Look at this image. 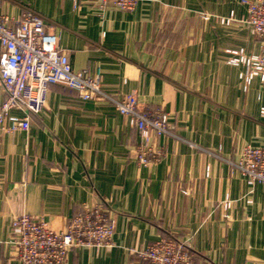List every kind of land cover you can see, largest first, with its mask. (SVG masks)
<instances>
[{"label": "crops", "instance_id": "obj_1", "mask_svg": "<svg viewBox=\"0 0 264 264\" xmlns=\"http://www.w3.org/2000/svg\"><path fill=\"white\" fill-rule=\"evenodd\" d=\"M241 1L139 0L127 12L78 0H0L7 17L25 8L40 15L73 71L98 73L106 94L160 109L173 127L151 139L161 158L141 166L140 138L112 103L50 85L28 130L0 135V264H20L6 245L12 217L26 213L60 232L98 205L112 219V246L71 250L65 264H141L131 251L161 237L186 243L194 264H264V184L234 166L245 146L264 148V86L254 80L243 90L241 69L225 62L228 49H261L238 22ZM230 12L235 21L221 25ZM3 98L0 88V105ZM224 199L229 211L219 206Z\"/></svg>", "mask_w": 264, "mask_h": 264}, {"label": "built area", "instance_id": "obj_2", "mask_svg": "<svg viewBox=\"0 0 264 264\" xmlns=\"http://www.w3.org/2000/svg\"><path fill=\"white\" fill-rule=\"evenodd\" d=\"M99 10L132 11L139 0H78ZM243 16L238 21L261 42L258 54H247L244 49L225 51L226 64L241 69L238 77L243 90L254 80L264 86V0H242ZM230 26L234 13L217 19ZM50 85H61L74 91L82 101L103 100L129 119L140 142L135 147V159L141 166L157 162L162 153L150 146L152 137L173 133L168 114L160 109L139 108L130 95L113 97L106 94L98 78L86 70L73 71L65 52L58 47L57 37L47 30L44 19L25 8L18 18L0 14V88L4 98L0 105V135L27 131L29 116L39 115L47 104ZM21 113L20 117L12 115ZM259 114L264 118V107ZM250 182L264 184V148L245 146L234 164ZM209 174L206 167L205 175ZM250 198L246 202L250 203ZM229 211L232 201L219 203ZM6 245L20 264H65L67 254L74 249H101L112 246L114 226L108 210L102 205L83 207L60 232L52 231L41 219L26 213L12 217ZM141 264H194L195 255L187 244L170 237H161L138 251H131Z\"/></svg>", "mask_w": 264, "mask_h": 264}]
</instances>
